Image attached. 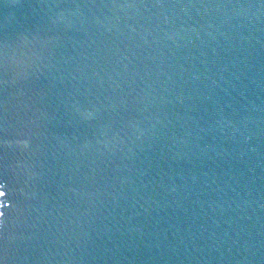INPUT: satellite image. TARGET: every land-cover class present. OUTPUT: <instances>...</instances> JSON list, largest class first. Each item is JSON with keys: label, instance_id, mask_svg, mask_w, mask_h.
Here are the masks:
<instances>
[{"label": "water", "instance_id": "1", "mask_svg": "<svg viewBox=\"0 0 264 264\" xmlns=\"http://www.w3.org/2000/svg\"><path fill=\"white\" fill-rule=\"evenodd\" d=\"M0 264H264V0H0Z\"/></svg>", "mask_w": 264, "mask_h": 264}, {"label": "snow or ice", "instance_id": "2", "mask_svg": "<svg viewBox=\"0 0 264 264\" xmlns=\"http://www.w3.org/2000/svg\"><path fill=\"white\" fill-rule=\"evenodd\" d=\"M0 194H2V193H0Z\"/></svg>", "mask_w": 264, "mask_h": 264}]
</instances>
